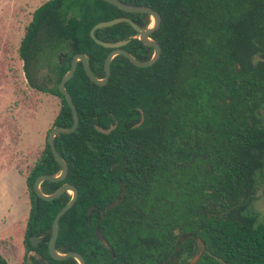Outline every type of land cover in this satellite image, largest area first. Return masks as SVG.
I'll return each mask as SVG.
<instances>
[{"label":"trees","instance_id":"trees-1","mask_svg":"<svg viewBox=\"0 0 264 264\" xmlns=\"http://www.w3.org/2000/svg\"><path fill=\"white\" fill-rule=\"evenodd\" d=\"M120 1L159 13L150 38L160 57L137 67L116 55L104 85L78 61L66 82L79 122L56 134L54 145L68 172L40 184L45 194L64 183L78 191L58 221L56 250L76 251L85 264H189L200 239L194 264H264V222L250 207L255 174L264 168V0ZM117 17L140 28L152 24L150 14L105 0H46L33 11L18 52L29 85L60 98L51 127L73 123L57 84L74 54H87L92 73L104 76L112 49L89 32ZM136 35L127 21L95 31L103 41L128 40L122 48L148 60L153 47ZM43 62L50 73H41ZM60 170L45 142L26 175L24 259L36 254L26 264H78L48 252L53 218L71 194L43 200L33 190L37 176ZM0 264H8L1 253Z\"/></svg>","mask_w":264,"mask_h":264},{"label":"rangeland","instance_id":"rangeland-1","mask_svg":"<svg viewBox=\"0 0 264 264\" xmlns=\"http://www.w3.org/2000/svg\"><path fill=\"white\" fill-rule=\"evenodd\" d=\"M45 1L0 0V122H6L10 137L0 161L5 155L7 161L11 159L25 176L44 149L47 131L61 104L57 95L29 85L18 52L33 11ZM51 69L45 62L42 63L41 73H50ZM53 83L52 80L49 85L53 86ZM261 118L264 124L263 110ZM255 187V199L250 207L257 213L258 221L264 222V168L255 174ZM21 192L22 184L16 178H8L0 184V196H3L0 200L3 203H8L11 195H20ZM29 206V199L25 205L24 197H21L6 218H3L6 211L1 213L0 253L8 264H26L31 262L29 255H36L31 252L24 259L23 238Z\"/></svg>","mask_w":264,"mask_h":264},{"label":"water","instance_id":"water-1","mask_svg":"<svg viewBox=\"0 0 264 264\" xmlns=\"http://www.w3.org/2000/svg\"><path fill=\"white\" fill-rule=\"evenodd\" d=\"M105 1L117 6L118 8H120L124 11H127V12H146V13L150 14V16L152 18V24L148 27L140 28L131 19H129L127 17H117V18H113V19H110L107 21H100V22L96 23L90 29L89 34H90L91 38L96 43H98L104 47H108V48L112 49L107 54V56L104 60V76L102 78H98L97 76H95L92 73L90 66H89V57L87 54L76 53L73 55L71 62H70L69 69L61 77L60 81L57 84L58 91L65 97L66 102H67L69 108L71 109L73 123L70 127L52 126L49 133L47 134V137H46V142L49 144L50 150H51L55 160L60 165L61 170H60V173L58 175L41 174V175L37 176L33 182V190H34L36 196L43 199V200H52L54 198H57L63 192H66V191L71 194V198L69 199V201L56 213V215L53 218V221L51 224V235H50V239L48 241V252H49L50 256L55 260H64V259H68V258H74L78 264H85V260L80 253H78L76 251H69L66 253H61V252H58L56 250V239H57V235H58V221H59L60 217L75 203V201L77 199L78 191L74 185L69 184V183L62 184L56 191H54L53 193H50V194L43 193L41 188H40V184L44 180L55 181V182L60 181L66 177L67 172H68V165H67L66 161L64 160V158H62L59 155V153L56 151V148L54 145V137L56 134L73 132L77 128L78 122H79V116H78L77 110H76L75 105L72 101V97H71L70 93L65 88V84L73 76L78 61L82 62L84 71H85L87 77L91 81H93L94 83H96L98 85H104L107 83V81L109 79L110 63H111V60L114 56L121 54V55L126 56L133 65H135L137 67H147V66H151L153 63H155L158 60V58L160 57V53H161V48H160V45L158 44V42L153 40L152 38H150V34L160 26L161 16L159 15V13L157 11H155V10H153L147 6L131 5V4L124 3L120 0H105ZM121 21L129 22L137 30V35H136L137 38H139L145 44L153 47V54L148 60L140 61V60L136 59L127 50L123 49L122 46L124 44H126L128 40L108 42V41H103L101 39H98L95 36V31L97 29L112 26V25H114L118 22H121ZM38 240L39 239L36 236L30 237V241L34 246L38 245ZM197 240H198L200 248H199L197 254L195 256H193L188 261L189 264L196 263L197 260L200 258L202 251L204 249V243L200 239H197ZM102 242L105 245H107L104 241H102ZM133 264H145V263L138 261V262H135Z\"/></svg>","mask_w":264,"mask_h":264},{"label":"crops","instance_id":"crops-1","mask_svg":"<svg viewBox=\"0 0 264 264\" xmlns=\"http://www.w3.org/2000/svg\"><path fill=\"white\" fill-rule=\"evenodd\" d=\"M9 128L7 127L6 122L2 124L0 122V155L6 151L7 149V139H9L8 134ZM1 159V158H0ZM8 178H16L18 179L22 184V192L20 195L14 194L11 195L8 203H3L2 200H0V219L1 213L6 211V215L3 218H6L8 214H10V210L13 208L14 204H17V202L20 200L21 197H24L25 205L27 203V200L29 199L28 190L26 186V176L20 171L19 167L16 164H12L11 159H9V162L7 161V158L5 155H3V159L0 161V184L4 183L5 180ZM3 198V196H0V199Z\"/></svg>","mask_w":264,"mask_h":264},{"label":"flooded vegetation","instance_id":"flooded-vegetation-1","mask_svg":"<svg viewBox=\"0 0 264 264\" xmlns=\"http://www.w3.org/2000/svg\"><path fill=\"white\" fill-rule=\"evenodd\" d=\"M130 172H125V174H129ZM97 234H98V232H97ZM99 239H100V241H101V243H103L102 241H104L107 245H105L104 243V245L108 248V249H110V246H109V244L106 242V240L104 239V238H102V237H100L99 236ZM195 256V255H194ZM176 261H178V259L176 258Z\"/></svg>","mask_w":264,"mask_h":264}]
</instances>
